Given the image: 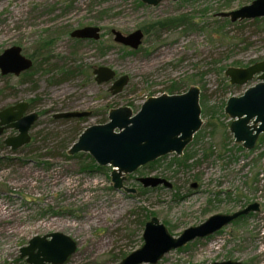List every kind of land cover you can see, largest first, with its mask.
Here are the masks:
<instances>
[{"label": "rangeland", "instance_id": "rangeland-1", "mask_svg": "<svg viewBox=\"0 0 264 264\" xmlns=\"http://www.w3.org/2000/svg\"><path fill=\"white\" fill-rule=\"evenodd\" d=\"M251 1L163 0L148 6L139 0H0V52L16 45L37 61L35 66L38 63L31 76L0 74V110L25 101L28 111L39 114L30 130V147L10 152L0 145V264H28L19 249L34 235L50 232L69 235L77 243L64 264H116L119 260L114 261L113 255L142 245L140 222L148 220H144L147 212L177 236L210 215L232 213L254 202L258 211L169 251L156 264L225 259L264 264V133L252 149L242 148L233 141L230 119L221 108L229 96L242 94L257 80L229 84L219 72L221 66L246 67L264 60V22L226 23L214 17ZM181 17L195 26L183 22L155 35L144 32L148 23L173 18L180 22ZM91 24L101 28L99 41L71 40L70 30ZM111 28L123 33L142 29L140 47L134 53L118 47ZM59 58L81 63L83 73L49 84L62 64ZM100 65L129 76L120 93L111 95L109 82L97 84L93 75L87 77L89 69ZM201 73L199 82L185 84L189 76L200 78ZM174 81L181 86L175 93L190 85L200 88L198 140L194 143L193 138L181 156L164 155L153 167L127 175L124 184L136 193L114 189L107 167L83 170L87 153L68 155L63 149L72 139V122L52 119V113L89 110L91 116L81 123L85 128L102 123L110 108L130 106L136 111L145 97L168 93ZM42 110L46 113L40 115ZM15 134L7 129L0 140ZM187 153L193 156L186 166L165 167ZM148 175L163 177L172 187L142 191L137 177Z\"/></svg>", "mask_w": 264, "mask_h": 264}, {"label": "water", "instance_id": "water-1", "mask_svg": "<svg viewBox=\"0 0 264 264\" xmlns=\"http://www.w3.org/2000/svg\"><path fill=\"white\" fill-rule=\"evenodd\" d=\"M148 6H156L163 0H139ZM177 1V0H172ZM218 17L231 22L264 17V0H252L237 9L222 11ZM113 41L136 50L142 43L143 32L137 28L129 33L111 28ZM69 36L76 39L99 40L100 27L86 25L74 28ZM32 60L22 54L19 46L13 45L0 53V73L18 76L28 70ZM94 80L101 84L111 81L108 91L115 95L122 91L129 81L128 75L116 77L114 69L98 66L92 70ZM224 75L230 84L243 85L256 79L239 95L227 98L224 113L231 119L228 130L234 142L244 149L254 147L257 138L264 133V60L246 67L229 66ZM200 88L191 85L182 93H162L146 98L135 112L128 106L111 108L107 122L85 127L67 150V154L88 153L99 166H110V181L116 190L135 193L134 187H127L123 181L127 174L156 159L174 153L182 155L200 129L202 119L199 103ZM28 103L17 102L0 110V136L4 130L13 128L17 133L7 136L3 143L15 150L30 141V129L38 118L34 111L26 112ZM91 111H62L55 118L89 117ZM143 187L162 185L171 188L172 184L158 176L137 178ZM195 186V184H193ZM259 210L258 203L247 204L232 213H216L203 222L184 228L177 236L171 235L166 226L156 216L145 222L142 231L143 244L125 255L116 264H156L170 250L182 247L195 238H204L221 229L240 216ZM76 241L61 232L34 235L27 245L19 249V256L25 257L28 264H63L76 250ZM209 264H242L238 260H221Z\"/></svg>", "mask_w": 264, "mask_h": 264}, {"label": "trees", "instance_id": "trees-1", "mask_svg": "<svg viewBox=\"0 0 264 264\" xmlns=\"http://www.w3.org/2000/svg\"><path fill=\"white\" fill-rule=\"evenodd\" d=\"M67 5V4H66ZM67 7V6H66ZM68 7H70V5L68 6ZM68 9V8H67ZM175 19L173 18V19H168V20H158V21H155V22H151V23H148L147 24V27H145L144 28V32H146V33H149V35H155L156 33H158V32H161V30L163 29V28H167V27H171V26H174V25H182L183 24V22H184V24H187V26H189V27H192V26H195V24H193L190 20H187L185 17L183 18V17H181L180 18V22L179 21H174ZM216 20H223L224 22H226V23H229L228 21V19H226V18H219V17H217L216 18ZM174 21V22H173ZM252 21L253 22H264V17H260V18H254V19H252ZM180 23H182V24H180ZM66 32H67V30H66ZM71 40H74L75 42H80V41H82V40H80V39H71ZM118 47H121V48H126V47H124V46H121V45H117ZM134 51L135 50H130V52H133L134 53ZM48 57V56H47ZM46 57V58H47ZM46 58L43 60V61H45L46 60ZM58 61H62V58H59V60ZM37 61H33V65H32V67L28 70V71H25V72H23L22 73V76L23 77H25V76H31L32 75V73H33V71L35 70L34 68L35 67H37L38 66V63L36 64V66H35V63H36ZM93 69V68H92ZM57 73H54L52 76H50V78L48 79V83L49 84H54V85H57V84H61V83H63V82H66V81H69V80H71V79H73L74 77H76L77 76V74L78 73H83V71H84V66L81 64V63H77V64H70V63H68V62H64V61H62V64L60 65V66H58V69H57ZM55 72H56V69H55ZM219 72L220 73H222L223 74V72H224V67L223 66H221V67H219ZM92 71L89 69L88 70V75H87V77L89 78V79H91V77H92ZM203 76H204V74L203 73H201L198 77H200V78H196L197 76L196 75H191V76H189V78H187L186 79V82H185V84L186 83H195V82H199V80H201L202 78H203ZM185 81V80H184ZM181 89V86H180V84L178 83V82H171L170 83V85L167 87V91H168V93H170V94H172V93H175V92H178V90H180ZM186 90V89H185ZM204 97L202 96V99H203ZM224 104H225V101H223L222 102V104H221V108L223 109V107H224ZM56 112V111H55ZM44 113H46V110H42L41 112H40V115H42V114H44ZM53 114L54 113H52V119L54 118V119H60V120H62V118H55L54 116H53ZM107 114V113H106ZM106 114H105V116L103 117V119H102V122H106L107 121V116H106ZM65 119H67V120H69V121H71L72 122V126H71V134H72V139L68 142V143H73L75 140H76V138H77V136L79 135V133L82 131V129H83V127L81 126V123L83 122V121H85L87 118H85V117H80V118H77V117H75V118H65ZM33 127H34V125H33ZM32 127V128H33ZM199 134L200 133H197V134H195L194 135V143H196L197 142V140H198V136H199ZM260 138H262V137H260ZM259 138V139H260ZM31 142H32V139L26 144V145H24V146H22V147H20L19 149H21V148H27V147H30L31 146ZM68 143L66 144V143H64V150L66 151L67 149H68ZM0 145H1V147L2 148H4L5 147V145L3 144V142H2V140H0ZM18 150V149H17ZM12 151H16V150H10V152H12ZM76 156H78V157H82V155L81 154H77ZM85 156V159H86V161L85 162H81L82 164H81V168L83 169V170H86V171H92V170H105L106 168L105 167H101V166H98V165H96L95 164V162H94V160L89 156V155H87V154H85L84 155ZM192 153H190V154H185L184 155V158L182 159V160H180V161H178L177 159H173L172 161H170L169 163H167V165L165 166L167 169H170V167H171V164H179L180 166H186V161L188 160V159H191L192 158ZM2 159V158H1ZM3 159H5V160H7V159H9V158H7V157H5V158H3ZM159 162V159H157V160H155V161H153V162H149L148 164H146L145 166H143V168H145V167H147V168H151V167H153L154 165H156L157 163ZM107 168L108 169H111L109 166H107ZM142 168V167H141ZM140 168V169H141ZM145 189H149V188H142L141 187V190L142 191H144ZM152 215H154V213L151 211V212H147L146 214H145V218H144V220H147V219H149L150 218V216H152ZM140 224H141V226H143V224H144V222L143 221H141L140 222ZM127 253H120L119 255H113V259H114V261H116V260H120L122 257H124L125 255H126Z\"/></svg>", "mask_w": 264, "mask_h": 264}]
</instances>
